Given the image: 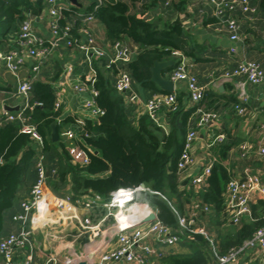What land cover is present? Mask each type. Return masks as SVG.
<instances>
[{"label": "trees", "instance_id": "16d2710c", "mask_svg": "<svg viewBox=\"0 0 264 264\" xmlns=\"http://www.w3.org/2000/svg\"><path fill=\"white\" fill-rule=\"evenodd\" d=\"M151 2V6L155 8L159 4V0ZM256 2L264 14V0ZM181 5L183 7L180 8ZM48 6V0H0V45L18 39L21 25L29 19V15L39 17ZM177 8L181 11L184 5L173 2L164 11L167 18L162 16L152 21L132 13V5L128 2L103 0L100 5L92 2L82 9L75 6H70L69 10L64 9L59 24L62 28L67 27L72 14L77 16L75 13L83 12L84 16H94L104 25L110 43L127 40L137 47V55L126 65L133 87L141 86L151 95L168 94L150 81L154 63L176 61L173 67L163 72L166 76L180 63L175 52H181L186 57L193 56L181 21L171 20V11ZM216 22L217 19L212 17L206 24ZM80 26L81 22L77 20L71 29L72 33H76ZM98 61L94 62V88L98 92L95 101L104 114L100 116L98 123L87 122L90 137L85 138V143L95 150L94 153H89V163L81 165L72 162L62 133L75 120L70 116L62 118V108L55 109L57 97L51 82L38 80L33 83L30 101L33 109L27 111L31 123L37 127L44 140L40 154L31 137L21 132L19 122L0 126V158L3 161L0 165V238L5 235L8 221L17 213L20 191L31 189L36 183V165L39 155H43L45 167L49 171L47 185L58 196L71 193L77 197L91 193L109 200L111 193L120 188L133 189L144 184L165 196L166 199L158 194H143L146 202L158 211L159 220L173 229L179 227V220L169 202L184 216L195 203L208 206L211 209L208 220L212 226L226 225L216 236L220 255L239 249L251 240L264 226V201L252 204L251 218L243 220L238 227L230 225L226 210L227 185L233 176L224 162L231 149L237 145L236 142L215 144L213 150L216 161L206 187L199 190L189 187V180H183L178 170L186 136L189 131L196 130L194 124L200 120L198 110L218 112L223 107L218 105L220 99L217 92L206 91L201 100L189 109L183 103V94L178 96V110L167 114L171 128L167 133L148 114L139 116L137 120L131 118L126 97L118 93L109 79L105 68L108 61L103 58L100 63L102 67ZM119 67L113 65L110 70L117 75ZM60 73L59 71L57 76ZM225 100L226 107L238 103L234 93ZM53 122H57V142H53L51 138ZM251 164L262 169L264 180V160L258 159ZM201 214L203 218L206 215L204 212ZM81 241L84 244L87 238H82ZM183 242L182 245L189 246V253H169L159 259V264H213L216 261L212 246L204 236L197 234L193 241L184 239Z\"/></svg>", "mask_w": 264, "mask_h": 264}, {"label": "built area", "instance_id": "2783aa9c", "mask_svg": "<svg viewBox=\"0 0 264 264\" xmlns=\"http://www.w3.org/2000/svg\"><path fill=\"white\" fill-rule=\"evenodd\" d=\"M56 1L48 0L50 4H54ZM97 1L98 5L103 2V0ZM207 2L213 9V17L217 19L216 31L221 34L228 33L233 43L241 41V19L238 13L256 15L259 11L258 7L251 4L250 0H208ZM51 16L54 17V21L51 24L52 37L50 40L38 36L33 30L32 23L28 20L22 23L18 34L21 48L26 50L30 57L37 60V64L32 69L34 76L31 79L22 80L20 78V70L24 65V58L21 52L12 50L3 57L5 68L18 81L17 94L21 97L23 104L17 112L3 110L0 114V126L19 122L21 124V132L29 135L40 150L44 146V140L37 127L31 123L27 111L33 109V105L30 104L33 83L36 81L37 74L47 55L52 49H56L61 44L66 43L67 46L76 47L84 52L91 65L93 64V59L98 61L106 56L105 51L97 47L89 28L90 23L95 20L94 16H85L81 20L83 22L81 32L85 37L84 42L81 37L74 35L68 26L65 28L60 27L57 11H51ZM110 46L114 51V56L110 59L107 67L120 66L115 83L116 90L120 94L133 93V80L126 68V65L132 59L130 47L124 41H115ZM231 53L239 54L235 47L231 49ZM174 55L180 60V63L170 74L169 79L174 83L186 82L190 100L193 103H198L207 91L206 86L200 85L197 78L191 74L184 54L175 52ZM71 71V67L67 69V72L70 73ZM95 77L96 72L92 68L90 79L91 93L89 99L85 101V108L99 122V118L104 112L96 105L95 99L98 92L94 88ZM224 77L226 79H244L237 93L238 103L235 105V111L240 116H247L249 114L250 97L246 91V85L259 86L264 83V69L257 62L242 58L236 68L224 73ZM76 89L79 91L88 90L82 86H76ZM61 96V92H56L55 109L62 107ZM129 97L131 103L140 101V97L136 94ZM36 105L41 106V104ZM178 108L179 103L174 92L155 94L145 103L146 114L154 121L161 111L175 112ZM198 113L201 114L200 127L209 121L219 119V114L216 112H204L200 109ZM74 120L76 130L66 129L62 133V137L68 144L67 150L72 162L85 165L90 161L89 153H94L95 150L85 143V138L90 137L87 130V121L84 118H75ZM225 139V135H219L210 146L222 143ZM197 140V131H189L178 161L179 174L183 180L188 179L187 172L195 165L193 153ZM239 153L241 159L244 160L252 155L259 160H264V136L258 145L250 142L243 143L239 147ZM215 161L216 157L210 159L200 173L189 178V187L196 190L206 187ZM1 164H3V161L0 158ZM47 186V169L44 164V156L42 155L37 164V181L32 187L30 195L22 200L21 211L14 216V221L19 225V229L0 238L1 264H38L36 262L34 236L38 230L53 224L61 227V233L57 235L58 239H66L69 234L76 230V234L73 236L75 239L86 236L93 241L107 234L110 239L116 240L117 247L113 250H101L94 256L97 259L93 264H148L153 257L160 259L167 255L169 253L168 250L181 244L184 239L193 241L194 236L197 234L209 240L212 246V253L216 257V261L213 264H237L240 255L245 251L246 247L259 245L264 249L263 226L242 247L233 249L225 255H220L208 231L198 223L201 212H210L208 206L200 203L190 206L188 214L184 216L169 202L174 213L178 216L179 227L177 229L168 227L159 220L157 210L153 209L148 202L141 201V194L144 193L158 194L166 199L165 196L159 192L152 191L146 185H140L133 189L120 188L111 193L109 200L99 194L91 193L77 197L71 193L65 196H58L50 192ZM256 196L264 198L263 176L259 171L251 167H245L241 173L233 176L227 185L226 210L229 220L234 225H240L245 217L251 218L252 201ZM98 210L106 211V215L96 222L92 219V214ZM82 211L86 212V215L82 214ZM152 213L157 216L156 220L137 225L140 221L149 218ZM152 240H155L161 246L156 247L150 244ZM17 256H21V260L18 261L16 259ZM42 264H60V262L56 257L51 256Z\"/></svg>", "mask_w": 264, "mask_h": 264}, {"label": "crops", "instance_id": "0c3cea01", "mask_svg": "<svg viewBox=\"0 0 264 264\" xmlns=\"http://www.w3.org/2000/svg\"><path fill=\"white\" fill-rule=\"evenodd\" d=\"M78 1L82 4L80 9L85 8L92 2H98L97 0ZM123 1L132 5V13L145 16L152 21L162 16L167 18V16L164 15V11L167 10L173 2L184 5L185 11L184 9L180 11L178 8L171 11V20L174 21L175 19H179L181 21L186 38L191 45V55L193 56L186 57L189 70L191 74L197 78L200 85L206 86L207 91L212 90L213 92H217L220 99L218 105L223 106L216 112L219 114L218 120L209 121L202 127L199 126V120L194 124L198 133V140L195 144L193 153L195 165L187 172V178L189 179L196 176L207 165L210 159L216 157L214 155L215 150H213L214 146L210 145L219 135H225V143H237L229 152L228 159L224 162V165L228 168L232 176L241 173L245 167H251L259 171L260 174H263L260 167L251 164L258 160L255 156L252 155L246 160L241 159L239 147L245 142L258 145L264 136V83L259 86L246 85V91L250 97L249 114L247 116L238 115L235 111V106L227 105L226 107L225 105V99L233 93L237 96L240 89L239 86L244 82L243 78L226 79L224 77L226 71L236 68L242 58L248 61H255L264 69V14L261 12L256 0H250L252 5L258 7L259 11L256 15L238 13L241 19V41L237 43H233L230 40L228 33H218L216 31V23L206 24V22L213 17V9L207 2L208 0H159V4L156 8L151 6L152 0ZM70 6L72 5L68 0H57L54 4L49 3L45 13L39 17L29 15L28 21L32 23L33 30L38 36L50 40L52 37L51 24L54 21V17L51 16V11H57L60 19L62 17V11L64 9L69 10ZM181 7L183 6L181 5L180 8ZM75 14H77V16L72 14L67 26L71 30L74 28L77 20H79L81 26L76 30V33L73 34L77 37H81L84 42L85 37L81 32L83 22L81 20L85 16L83 12ZM89 28L91 29L97 47L106 53L104 58L108 63L105 68L108 70L110 81L115 86L117 75L110 70L111 68L107 67L110 59L114 56V51L110 46V41H108L106 37V29L104 25L96 19L90 23ZM124 42L128 45L132 44L127 40ZM233 47L237 49L238 55L231 53ZM12 50H17L23 55L24 65L20 70V78L22 80H28L34 76V71L32 69L37 64V60L30 57L27 51L21 48L17 38L13 39L11 43L5 42L0 45V114L3 110H7V107L15 108L23 104L21 97L17 94L18 81L16 77L8 72L3 62V57ZM130 51L132 53V58H134L137 55V47L133 45V52L131 48ZM101 60L98 61L99 64ZM95 61L96 60L93 59V64L91 65L84 52L76 47H69L66 43L61 44L56 49H52L45 58L37 74L36 81L51 82L55 91L62 93V118L70 116L74 119L84 118L87 122L98 123L97 119L85 108V101L89 99L91 93L89 82ZM101 65L102 64H100V66ZM70 67L72 71L69 73L67 69ZM59 71L61 73L57 76ZM169 76L170 74L167 73L166 77L168 79ZM76 86H82L88 90L79 91L76 89ZM220 87H223V89L220 90ZM132 91L133 93H127L124 94V96L127 100V110L131 118L137 120L139 116L146 114L145 103L153 95L145 91L141 86L133 87ZM174 93L177 97L183 94V103L186 109L196 104L188 100L189 91L186 82H176ZM133 94L139 96L140 101L131 103L129 96ZM224 106L226 108H224ZM167 114L168 112L161 111L158 113L155 122L168 133L171 128ZM66 129L76 130V127L74 124H70L64 130ZM64 141L66 142L65 139ZM36 147L38 148V146ZM38 150L40 154L42 149L40 150V148H38ZM39 156L41 157L42 155ZM44 164L46 165L45 161ZM31 189H22L20 191L17 202V213L21 211V202L30 195ZM47 189L53 192L49 186H47ZM258 201H264V198L256 196L252 204H256ZM210 213L211 209L209 213H205L206 215L204 218L201 217L202 214L200 213L198 223L208 231L210 237L216 244L218 231L225 229L226 225L219 227L211 225L212 228L211 226L208 228L202 220L205 218L208 219ZM82 214L86 215V212L82 211ZM105 215L106 211L98 210L92 214V219L97 222ZM14 216L12 220L8 221L3 237L19 229V225L14 221ZM246 219L249 218H243V220ZM229 223L232 227L239 226L234 225L230 220ZM227 228L229 229L231 227ZM60 229L61 227H59V225L53 224L47 225L44 229L37 231L34 240L36 246V262L38 264L44 263L45 260L51 256L56 257L60 264H93L97 259V257L94 256L101 250H113L117 247L116 240L110 239L107 234L93 241L85 236L87 242L84 244L81 240L85 237L77 239L73 237L76 234V230L69 234L66 239H58L57 235H60ZM150 244L156 247L161 246L155 240L150 241ZM168 251L169 253H189L190 248L187 244H179ZM16 259L18 261L21 260V256H17ZM148 264H159V258H151ZM237 264H264V249L259 245L246 247L245 251L240 255Z\"/></svg>", "mask_w": 264, "mask_h": 264}, {"label": "water", "instance_id": "95a60500", "mask_svg": "<svg viewBox=\"0 0 264 264\" xmlns=\"http://www.w3.org/2000/svg\"><path fill=\"white\" fill-rule=\"evenodd\" d=\"M70 2V4L72 6L75 7H82V4L78 1V0H68ZM129 47L131 48L132 52H133V45L130 44ZM176 64L175 60H168V61H163V62H158L156 61L154 63V66L151 68V78L150 81L155 83L158 88L165 92V93H172L174 92V88H175V83L173 81H171L170 79H168L165 76V73H163L166 69H168L169 67H173ZM223 87H220V90H222ZM19 110V107H7V111L9 112H17ZM51 138L53 142H57L59 141V133L57 130V122H53L51 125ZM49 174V171H47V176ZM142 186H145L144 184H142ZM157 216L152 213L150 215L149 218L144 219L142 221H140V223H138L137 225H142L144 223L150 222V221H154L156 220Z\"/></svg>", "mask_w": 264, "mask_h": 264}, {"label": "rangeland", "instance_id": "374dc122", "mask_svg": "<svg viewBox=\"0 0 264 264\" xmlns=\"http://www.w3.org/2000/svg\"><path fill=\"white\" fill-rule=\"evenodd\" d=\"M145 1H148V0H145ZM163 3V2H162ZM163 6H165V5H163ZM62 139H63V137H62ZM141 201H143V202H146V200H145V198H144V195L143 194H141ZM208 219L207 218H205V219H203L202 221H204V224L209 228V226H211L212 224L209 222V221H207ZM204 225V226H205ZM12 233H14V232H12ZM11 234V233H10Z\"/></svg>", "mask_w": 264, "mask_h": 264}]
</instances>
